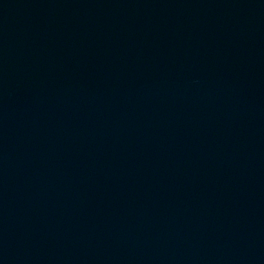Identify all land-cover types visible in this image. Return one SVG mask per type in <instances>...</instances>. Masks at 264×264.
Here are the masks:
<instances>
[{
  "label": "water",
  "instance_id": "95a60500",
  "mask_svg": "<svg viewBox=\"0 0 264 264\" xmlns=\"http://www.w3.org/2000/svg\"><path fill=\"white\" fill-rule=\"evenodd\" d=\"M0 264H264V0H0Z\"/></svg>",
  "mask_w": 264,
  "mask_h": 264
}]
</instances>
